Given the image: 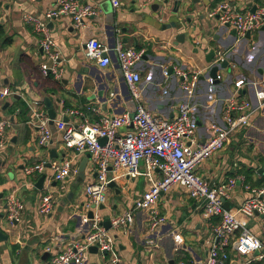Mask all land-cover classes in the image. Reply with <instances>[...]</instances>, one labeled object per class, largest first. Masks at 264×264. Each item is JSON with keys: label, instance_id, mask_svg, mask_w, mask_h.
I'll list each match as a JSON object with an SVG mask.
<instances>
[{"label": "crops", "instance_id": "obj_1", "mask_svg": "<svg viewBox=\"0 0 264 264\" xmlns=\"http://www.w3.org/2000/svg\"><path fill=\"white\" fill-rule=\"evenodd\" d=\"M79 1L96 6L98 14L89 17L83 29H77L69 16L56 20L50 27L57 64L63 69L62 77L57 79L54 75L42 74L40 65L46 56L40 35L22 20L25 12L41 15L57 0H0V90L7 88L14 93L5 98L0 96V118L12 121L6 142L0 146V159L5 162L0 167V229L7 235L0 241V264H48L52 255L84 239L91 228L83 219L82 208L85 187L96 176L90 158L84 178L77 184L78 174L55 181L52 168L47 166L43 189L35 186L43 174L27 177L24 167L40 161L60 163L74 158L75 167L79 168L87 153L78 155L67 148L56 128L57 120L66 117L65 101L68 107L96 105L108 116L134 110V101L121 81L122 70L116 53H110L111 63L107 67H100L86 56L84 44L92 37H98L109 47L122 41L126 47L145 50L146 58L136 64V69L141 73L145 103L155 114L172 117L178 104L189 100L181 88L180 77L174 72L175 66L201 71L199 89L191 99L199 142L210 137L212 125L224 124L225 101L233 94L235 80L244 78L246 84L241 93L253 104L251 123L239 129L223 150L208 158L199 173L212 185L240 175L246 177V172L252 177V184L264 178V104L257 97V92L264 90V30L260 28L249 38H239L236 32L232 35L234 30L230 26L221 25L210 16L225 1L240 9H251L249 3L259 8L264 6V0H200L196 4L189 1L194 11L181 10L178 14H172L170 6L155 12L153 2L145 4L139 0L125 1L117 9L109 0ZM173 20L178 22L177 26L167 27ZM181 32L185 33V40L176 43V36ZM217 49L226 51V61L231 66H220L218 71L223 78L211 85L206 78L211 75L215 54L211 61H207V54ZM45 98L52 101L56 118L50 122L52 142L40 146L28 121L32 116L31 105L35 103L48 113ZM19 99L29 108L26 123L13 111ZM91 118L97 115L92 114ZM153 175L158 178L160 172L155 170ZM148 186L145 175L135 179L121 176L115 187H109L110 196L104 208H100L103 219L131 209ZM49 192L55 198V208L45 215L39 211V205L42 196ZM12 193L25 203L22 220L14 226L8 222L6 207ZM249 196L250 192L238 182L227 202L231 208L236 207ZM156 206L167 220L154 233L150 231L147 213L142 210L135 212L131 225L112 229L118 264H177L180 260L205 264L214 240L213 227L219 218L205 216L199 203L179 185L162 192ZM248 226L264 239V216L256 214ZM149 239H154L156 245L151 246ZM255 256L256 253L244 257L231 253L226 264H251L258 261ZM86 264L108 263L100 252L90 251Z\"/></svg>", "mask_w": 264, "mask_h": 264}, {"label": "built area", "instance_id": "obj_2", "mask_svg": "<svg viewBox=\"0 0 264 264\" xmlns=\"http://www.w3.org/2000/svg\"><path fill=\"white\" fill-rule=\"evenodd\" d=\"M114 8H120L123 2L136 0H109ZM145 4L164 2V0H139ZM98 14L96 6L82 3L79 0H57V3L41 15L25 12L22 20L31 25L40 35V42L46 59L40 69L44 76L62 77L63 69L58 67L55 40L50 29V23L69 16L77 29L86 27L89 17ZM210 16L217 19L221 25L230 26L239 36L245 38L264 26V6L251 9H240L230 1L221 3ZM85 54L94 59L100 67L111 63V52H115L119 60L124 80L128 86L135 107L119 115H104L101 108L88 104L84 108L67 107L64 115L69 118L57 120L56 128L62 135L65 146L78 155L90 153L94 179L85 187L86 200L83 203V219L90 223V230L84 239L69 245L50 258L48 264H86L92 246L98 247L108 264H118L119 257L115 253V239L112 229L129 226L135 221L138 210L147 213L150 231L154 233L166 223L167 217L158 210L156 203L162 192H168L173 186H182L191 198L199 203V208L205 216L219 218L213 227L214 240L210 245L205 264H226L233 253L239 257L256 253L255 260L264 262V239L257 236L248 226L249 220L256 214L264 216V185L254 187L246 182V177L240 175L230 178L226 183L210 184L199 173V168L211 156L223 150L232 141L239 129L250 125L253 104L242 97V89L246 84L244 78L234 82V91L225 101L223 125L211 126V135L203 142L196 140V124L192 112L191 99L199 89L201 71L194 68L174 67V72L180 77L181 88L189 100L178 104L175 114L167 117L153 113L145 103L140 86L141 73L136 64L143 59L144 49L126 47L122 41H117L113 47L103 43L98 37L88 39L84 44ZM227 60L223 49L215 50L213 65H222ZM231 66V63L229 64ZM235 65H232V68ZM217 76L208 75L207 82L214 85L222 80ZM14 94L10 89H1L0 96L5 98ZM258 99L264 104V90L257 92ZM31 119L28 125L35 134L40 146H48L53 139L51 118L38 103L31 105ZM97 115L92 119L91 115ZM73 118L74 120H70ZM12 121L0 118V146L6 142V133L11 128ZM125 131L121 132V129ZM106 139L102 143L100 140ZM74 158L62 162H51L52 176L55 181L78 174ZM47 161L24 167L27 177H36L46 172ZM144 167V169H143ZM160 172V177H154V171ZM135 179L141 175L148 178L149 186L143 195L137 199L131 209L110 218L111 228L103 224L100 205L108 199L109 184L121 176ZM238 182L250 192L243 203L236 207L226 208L225 202L230 200ZM7 219L14 226L22 220L25 203L12 193L7 200ZM55 208V198L52 193H46L41 198L39 211L51 214ZM93 210V217L89 211ZM151 246L156 245L154 239H149ZM177 264H197L193 261L180 260ZM247 264V263H245Z\"/></svg>", "mask_w": 264, "mask_h": 264}, {"label": "water", "instance_id": "obj_3", "mask_svg": "<svg viewBox=\"0 0 264 264\" xmlns=\"http://www.w3.org/2000/svg\"><path fill=\"white\" fill-rule=\"evenodd\" d=\"M189 1H192L193 4H196V3H199L200 0H164V2L160 3V2H153L151 4V6L153 7V10L155 12L157 11H161L163 10L165 7H168L170 6L171 8V11H172V14L176 13H180V11H185V12H188V13H191L194 11V7H190V3ZM189 3V4H188ZM203 4V3H202ZM188 5V6H187ZM207 6V5H206ZM206 6H203V8H205ZM248 6H251V9L252 11H255L256 8H257V5H252V3H249ZM202 10V9H201ZM205 14L202 13L201 14V17H204ZM190 22L192 21V16L189 17L188 19ZM54 24V22H51L50 23V27H52ZM178 22L177 21H171L170 25H168L167 27H174V26H177ZM226 27H228V25H225ZM166 28V27H165ZM262 29L264 30V26L262 27ZM125 30V29H124ZM232 35L235 36V31L232 32ZM250 33H247V38L250 37ZM185 40V33L184 32H181L179 33L177 36H176V43H180V42H184ZM214 54H215V51L214 50H211L208 54H207V61H211L212 58L214 57ZM143 58L145 59L146 57L143 56ZM222 67H227L228 66V61H224L222 63V65H220ZM219 65H214L211 69V76L213 77H216L217 76V72L220 68ZM172 70V68H171ZM121 81H123V83L126 85L127 89H128V86L124 80V77H123V73H122V76H121ZM0 86H1V81H0ZM129 91V89H128ZM130 94V92H129ZM99 95H102V93H99ZM131 97V95H130ZM46 105H47V108H48V113L50 115V118H51V123H53V120L56 118V112L54 110V108L52 107V101L49 99V98H45L44 99ZM135 106V105H134ZM64 119L66 121H68L69 119L67 117H64ZM102 143L106 142V139L105 138H102L100 140ZM91 157V154L90 153H87L86 156L83 158L82 162L80 163L79 165V168H78V179H77V182L75 184H77L78 182L82 181L83 178H84V171H85V167H86V163L88 161V159ZM5 165V162L2 161L0 159V167L4 166ZM47 166H51V163L48 162L47 163ZM96 174V173H95ZM45 178H46V174H43L40 176V178L38 179V181L36 182L35 186L38 188V189H43L44 188V181H45ZM110 187H115L116 186V181H111L110 184H109ZM225 206L226 208H231V205L229 202H225ZM6 207H8V205L6 204ZM100 208H104V204L100 205ZM89 217H93V210L89 211ZM102 224L107 228V229H110L111 228V223H110V219L109 218H104L103 221H102ZM7 238V235L5 233H3V231L0 229V241L1 240H5ZM90 251L92 252H98V247L97 246H92L90 248ZM258 252H256L257 254ZM47 254V253H46Z\"/></svg>", "mask_w": 264, "mask_h": 264}, {"label": "trees", "instance_id": "obj_4", "mask_svg": "<svg viewBox=\"0 0 264 264\" xmlns=\"http://www.w3.org/2000/svg\"><path fill=\"white\" fill-rule=\"evenodd\" d=\"M138 49L140 50V48H138ZM50 75H52V74H50ZM216 83H218V82H216ZM17 102H18V104H16V107L13 109V111L18 112L17 114L19 116L20 121L26 123L28 118H29L28 117L29 108H28L27 104L25 103V101L22 99L17 100ZM65 106L66 107L69 106V103L67 101H65ZM245 174H246V182L250 183L252 186L261 187L262 185H264V178L258 184L255 185V184H252V177L249 175V172H246ZM251 264H264V262L263 261H252Z\"/></svg>", "mask_w": 264, "mask_h": 264}, {"label": "rangeland", "instance_id": "obj_5", "mask_svg": "<svg viewBox=\"0 0 264 264\" xmlns=\"http://www.w3.org/2000/svg\"><path fill=\"white\" fill-rule=\"evenodd\" d=\"M204 58H206V57H204ZM46 60H47V59H46ZM221 71L223 72L224 69H222ZM107 195H108V198H109V196H110V191H108ZM8 228H9V227L7 226L6 229H8Z\"/></svg>", "mask_w": 264, "mask_h": 264}]
</instances>
